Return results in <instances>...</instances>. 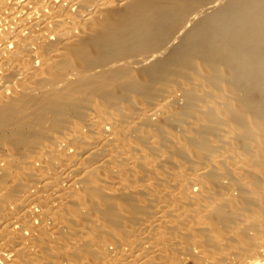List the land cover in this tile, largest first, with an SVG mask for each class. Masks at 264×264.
Here are the masks:
<instances>
[{
	"label": "bare ground",
	"instance_id": "obj_1",
	"mask_svg": "<svg viewBox=\"0 0 264 264\" xmlns=\"http://www.w3.org/2000/svg\"><path fill=\"white\" fill-rule=\"evenodd\" d=\"M0 264H264V0H0Z\"/></svg>",
	"mask_w": 264,
	"mask_h": 264
}]
</instances>
